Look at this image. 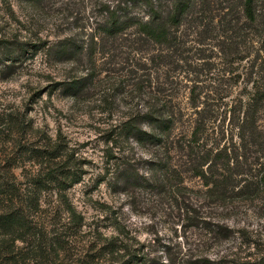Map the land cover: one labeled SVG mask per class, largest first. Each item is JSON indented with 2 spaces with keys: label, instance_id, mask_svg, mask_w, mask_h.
I'll use <instances>...</instances> for the list:
<instances>
[{
  "label": "rangeland",
  "instance_id": "rangeland-1",
  "mask_svg": "<svg viewBox=\"0 0 264 264\" xmlns=\"http://www.w3.org/2000/svg\"><path fill=\"white\" fill-rule=\"evenodd\" d=\"M240 1L194 2L164 46L128 31L103 34L107 0H0V120L9 112L21 122L6 128L0 121V173L25 194L29 176L44 170L28 158L34 148L63 142V156L72 153L61 160L79 178L62 190L65 202L50 184L27 218L59 232L64 260L101 261L108 237L132 249L137 264H188L200 256L213 264H264V197L239 191L247 181L256 188L264 166V98H247L264 92V0H254V22L242 16ZM162 103L174 112L168 152L128 133L147 130L140 110ZM200 117L204 131L190 142ZM240 124L248 129L241 135ZM198 146L199 154L237 155L241 167L227 197L208 195L189 170ZM160 156L175 170L155 172ZM66 205L80 216L71 234L64 232ZM214 222L226 225L224 235L210 230Z\"/></svg>",
  "mask_w": 264,
  "mask_h": 264
},
{
  "label": "trees",
  "instance_id": "trees-1",
  "mask_svg": "<svg viewBox=\"0 0 264 264\" xmlns=\"http://www.w3.org/2000/svg\"><path fill=\"white\" fill-rule=\"evenodd\" d=\"M198 0H107L103 4L104 18L99 24L100 31L106 36H113L122 32H132L141 37V41L153 42L158 45L169 46L175 40V34L172 32L173 26L180 22L182 14ZM240 11L242 16L248 22L255 21L254 0H241ZM0 47L6 48L1 45ZM65 44L58 46V53L65 55L67 48ZM257 60V58H255ZM260 68L264 72V59H258ZM188 98L191 102L195 99L194 88H189ZM260 96L264 98V92L257 96L252 93L247 96L250 102L259 101ZM167 104L162 103L157 108H144L140 110L139 115L141 120L147 123V130H129L137 141H148L161 152H168L166 144V135L171 128L173 122V110ZM201 116V115H200ZM0 121L6 123V127L12 126L18 128L16 116H12L7 112L1 116ZM202 118H197L190 131L191 142H197L200 135L204 131ZM125 128L131 129L132 123L124 122ZM251 128L248 132H252L254 125L250 121ZM247 127H238L240 135L246 131ZM248 130V129H247ZM18 141L15 142L17 145ZM23 144V143H22ZM21 144V145H22ZM63 142L48 143L46 147L34 148L28 155V158L36 157L38 162L44 166V170L34 173L29 176L27 193L19 192V185L14 181L8 180L5 174L0 173V264H114L119 261L124 255L121 264H137L138 257L127 251L132 250L116 245L113 240L104 237V242L101 244L102 252L107 253L101 261L93 258L78 257L74 260L68 257L66 260V250H57L66 242L60 237L59 232L55 228L46 229L43 225L34 226L30 219L33 217L37 201V195L41 189L48 187L50 184L55 187L58 195L65 202V196L62 190L67 186L78 181V175L75 174L74 168L68 167L63 157L73 159L72 153L64 154L62 149ZM34 151V152H33ZM201 147L198 146L193 150V156L190 157L189 170L195 176H198L201 183L206 186L208 195L214 194L220 197H227L228 192L234 187V175L240 170V163L236 158L228 155L225 151L216 149L215 151L206 150L199 154ZM191 153V152H190ZM187 154V153H186ZM169 157V156H168ZM10 162H8L9 164ZM168 158L161 156L152 163L153 170L161 174H168L174 167L168 165ZM239 163V164H238ZM11 166V165H10ZM258 170L261 171L260 177L255 180L256 188L252 187V183L247 181L240 185L239 191L246 197L259 195V191H264V166L261 165ZM126 177V176H125ZM253 188L255 190H253ZM238 189V188H237ZM243 190V191H241ZM26 200V205L20 207L21 202ZM68 211V226L64 232L71 234L80 223V216L74 211L73 207L66 205ZM208 226V224H206ZM211 225V226H210ZM210 230L217 235L223 234L226 225L222 223L209 224ZM63 232V233H64ZM108 238V239H106ZM16 241L25 242L23 246L16 247ZM122 251H118V249ZM55 259V260H52ZM59 260V262L57 261ZM53 261V262H51ZM188 264H213L214 262L206 256H200L199 259L187 260Z\"/></svg>",
  "mask_w": 264,
  "mask_h": 264
}]
</instances>
